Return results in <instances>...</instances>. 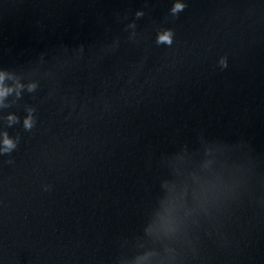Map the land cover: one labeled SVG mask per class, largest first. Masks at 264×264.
Masks as SVG:
<instances>
[{"label":"water","instance_id":"water-1","mask_svg":"<svg viewBox=\"0 0 264 264\" xmlns=\"http://www.w3.org/2000/svg\"><path fill=\"white\" fill-rule=\"evenodd\" d=\"M186 3L0 0V264H264V0Z\"/></svg>","mask_w":264,"mask_h":264},{"label":"clouds","instance_id":"clouds-1","mask_svg":"<svg viewBox=\"0 0 264 264\" xmlns=\"http://www.w3.org/2000/svg\"><path fill=\"white\" fill-rule=\"evenodd\" d=\"M187 7L186 0H172V4L170 7V13L173 16H178L180 12H182L185 8ZM137 16L142 15V12H137ZM174 38H175V32L171 28H161L157 30L156 33V43H164L167 46H171L174 43ZM219 64L222 67L227 66V58L226 57H221L219 59ZM7 78H11L10 74L7 73L4 70H0V105L3 104L4 97L7 96L10 92L13 91V88L16 89L17 95H19V89L23 88L24 85L20 84L18 81L13 85V86H7L5 85L4 81ZM35 84H29L27 87L29 90H32L35 88ZM31 109L29 110V115L25 117L23 124L26 129H31L34 125V119L33 116L31 115ZM9 123L15 121L17 118L14 115H9L7 117ZM16 147V141L10 137L7 133V131H0V153H7L10 152L12 149ZM49 186H45L44 190H49Z\"/></svg>","mask_w":264,"mask_h":264}]
</instances>
